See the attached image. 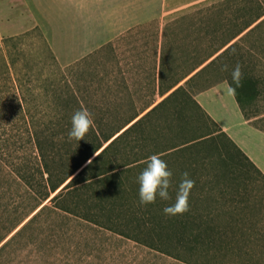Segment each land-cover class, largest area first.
<instances>
[{
  "label": "trees",
  "instance_id": "1",
  "mask_svg": "<svg viewBox=\"0 0 264 264\" xmlns=\"http://www.w3.org/2000/svg\"><path fill=\"white\" fill-rule=\"evenodd\" d=\"M235 1L234 6L227 4L228 9H232L229 13L234 14L229 30H226L227 24L215 28L209 38L207 54L193 62L181 61L180 75L168 85H165L163 71L166 47L173 28L190 25L196 29L205 19L222 18L224 12L219 8L210 16L192 18L187 24L180 19L171 21L162 30L157 26L154 35L156 44L153 46L154 92L161 97L178 87L137 121L155 103L154 100L148 102L145 109L123 117L115 109H94L84 104L88 99L78 94L73 86L78 87L80 79L72 81L66 76L57 78L49 73L45 77L36 76L30 70V74L21 77L16 61L2 59L4 74L0 73V117L7 113L2 114L3 109H7L12 102L16 103L13 110L20 116L19 132L25 150L18 162L4 171L8 180L24 190V195L21 204L14 210L1 211L0 243L41 204L47 203L0 247V254L28 230L34 229L35 224L42 221L40 218L45 216L52 225L67 220L74 223L68 231L75 228V232H79L84 225L111 231L187 264L239 263L242 254L236 249L242 237L238 233L228 236L225 227L213 224V209L209 205L202 207L209 202L213 190L194 189V185L182 180L173 167H162L166 163L172 164L171 159L178 151L193 150L205 146L208 141V145L215 146V135L219 134L224 138V148L230 151L233 158H242L264 178L249 158L205 115L191 93L179 85L185 79L184 83H188L195 76L207 72L264 24V0ZM247 5L249 9H246ZM224 7L222 5L221 9ZM240 7L243 8L240 10ZM151 23L154 24V21ZM128 31L132 35L134 28ZM90 57L91 54L73 66L82 67ZM209 59L204 67L190 76ZM25 78L31 88L38 86L42 90L27 97L23 90ZM221 80L229 81L245 117L251 119L248 107L255 104L260 93L256 88L257 82L247 76ZM84 84L91 86L94 80H86ZM179 97L180 101L184 100L181 104L187 100L192 102L214 125V129L208 128L198 136L146 156L145 136L141 133L146 120L167 102ZM29 101L36 102V105L30 107ZM260 119L264 121V118ZM254 123L264 130L263 125ZM133 135L136 139L131 143L129 138ZM0 176L2 178L1 173ZM177 180L180 182L175 184ZM165 181L174 183L165 185ZM5 191L2 185L0 196ZM235 196L232 194V197ZM224 207L219 205L215 209L219 212ZM34 240L26 242V245L34 243ZM248 254L252 256L254 253L249 251Z\"/></svg>",
  "mask_w": 264,
  "mask_h": 264
},
{
  "label": "rangeland",
  "instance_id": "2",
  "mask_svg": "<svg viewBox=\"0 0 264 264\" xmlns=\"http://www.w3.org/2000/svg\"><path fill=\"white\" fill-rule=\"evenodd\" d=\"M133 2L135 12H140L134 16V33L129 34L128 29V32L84 56H92L85 65L74 67L77 61L63 63L58 59L49 36L43 29V23L33 15L29 0H0V73L4 74L2 59L6 58L9 62L16 61L21 77L26 73L30 74V70L36 76L45 77L49 73L57 78L66 76L72 81L80 79L79 86H73L78 94L88 99L84 104H89L94 109L109 107L117 110L123 117L145 109V105L154 100L155 103L138 117L141 118L165 98L160 97L158 92L155 93L153 86V46L156 44L154 35L157 26L162 30L171 21L180 19L187 24L192 18H206L219 8L224 12L222 18L205 19L196 29L190 25L173 28L170 43L166 47L163 71L165 85H168L180 75L181 61L193 62L207 54L210 49L209 38L215 28L227 24L226 30H229L234 14L229 13L232 9H228L227 4L234 6L236 1L166 0L164 8L160 5L158 14L151 13L153 6L151 11L145 9L154 3L153 0H145V6H142V0ZM221 4L226 7L221 9ZM241 8L243 7L240 10ZM249 8L247 5L246 9ZM199 12L202 13L198 14ZM153 21L154 24L151 23ZM68 65L71 66L66 67ZM242 76L251 77L258 84L256 88L260 93L255 104L248 107V113L254 122L264 126V121L260 119L264 118V24L224 59L195 79L196 83H184L185 79L179 85L191 92L192 85L204 87L225 77L235 79ZM89 79L94 80L91 86L84 84ZM23 90L30 98L42 89L38 86L31 88L26 81ZM180 98H173L153 114L152 118L146 120L141 131L145 136L143 145L146 156L198 136L208 128L214 129V125L192 102L186 99L181 104L184 100L180 101ZM15 104L12 102L7 109H3L1 113H7L0 117V187L3 185L6 190L0 196V217L1 211L14 210L19 206L24 195V190L8 180V175L4 172L10 170L14 162H18L25 150L19 132L20 116L13 110ZM28 105L33 107L36 102L29 101ZM256 115L259 117L255 118ZM215 136V146L208 145V141L205 146L178 151L171 159L173 163H166L162 167H173L182 180H188L189 184L194 185V189H212L209 202L202 207L209 205L213 209V224L225 227L228 236L238 233L242 237L241 244L236 249V252L242 254L238 264H264V178L242 158H233L222 144L224 138L219 134ZM134 139L135 135L129 138L131 143ZM179 182L177 180L175 184ZM171 183L174 182H163L165 185ZM232 194L236 196L232 197ZM46 203L41 204L36 211ZM219 205L225 207L218 212L215 207ZM36 211L18 225L0 243V247ZM40 219L42 221L36 223L34 229L28 230L0 254V264H187L99 227L84 225L79 232H75V228L67 230L74 226L69 220L52 225L45 216ZM34 238V243L26 245V242ZM249 251L254 254L249 255Z\"/></svg>",
  "mask_w": 264,
  "mask_h": 264
},
{
  "label": "crops",
  "instance_id": "3",
  "mask_svg": "<svg viewBox=\"0 0 264 264\" xmlns=\"http://www.w3.org/2000/svg\"><path fill=\"white\" fill-rule=\"evenodd\" d=\"M153 2L145 9L150 10L153 6L154 10L150 11L155 14L166 5V0ZM29 3L34 17L43 23L56 56L63 63L78 61L122 35L135 26V13H140L135 12L133 0H29ZM142 6H145V0H142ZM198 77L189 83H196ZM192 89L190 93L205 115L264 175V130L254 123L253 118L245 117L229 81L221 80L208 87L192 85Z\"/></svg>",
  "mask_w": 264,
  "mask_h": 264
},
{
  "label": "water",
  "instance_id": "4",
  "mask_svg": "<svg viewBox=\"0 0 264 264\" xmlns=\"http://www.w3.org/2000/svg\"><path fill=\"white\" fill-rule=\"evenodd\" d=\"M138 119H139V118H138ZM138 119H136L135 121H137ZM135 121H134V122H135ZM134 122H132L130 125H132ZM130 125H129V126H130ZM129 126H127L125 129H127ZM125 129H124V130H125ZM124 130H123V131H124ZM123 131H122V132H123ZM122 132H121V133H122ZM118 135H119V134H118ZM118 135H117V136H118ZM117 136H116V137H117ZM61 189H62V187L57 191V193H58ZM57 193H56V194H57Z\"/></svg>",
  "mask_w": 264,
  "mask_h": 264
}]
</instances>
